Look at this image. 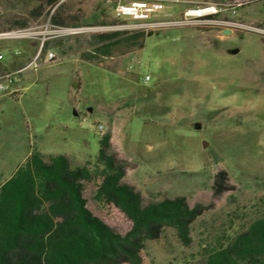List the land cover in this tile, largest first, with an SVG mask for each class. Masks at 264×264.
<instances>
[{"label": "rangeland", "instance_id": "1", "mask_svg": "<svg viewBox=\"0 0 264 264\" xmlns=\"http://www.w3.org/2000/svg\"><path fill=\"white\" fill-rule=\"evenodd\" d=\"M235 1L245 3L234 19L264 26V0ZM113 2L0 0V31L48 19L83 28L48 38L34 60L30 40H0L7 66L0 74L32 60L0 95V183L32 152L92 168L108 134L122 182L142 205L175 196L208 205L190 224L188 244L164 227L146 240L140 264H202L210 249L264 216V35L197 26L136 31L115 17ZM163 2L170 17L184 5ZM220 169L233 188L216 195ZM82 185L89 210L126 231L129 224L96 199L93 183Z\"/></svg>", "mask_w": 264, "mask_h": 264}, {"label": "trees", "instance_id": "2", "mask_svg": "<svg viewBox=\"0 0 264 264\" xmlns=\"http://www.w3.org/2000/svg\"><path fill=\"white\" fill-rule=\"evenodd\" d=\"M123 175V165L109 151L108 134L99 139L92 168L71 167L63 154L45 161L30 153L0 183V264H140L146 240L158 238L164 227L188 244L190 224L208 205H189L184 196L142 205ZM83 181H91L96 199L129 224L126 231L89 210ZM232 188L226 171L218 170L214 194ZM202 264H264V216L210 249Z\"/></svg>", "mask_w": 264, "mask_h": 264}, {"label": "built area", "instance_id": "3", "mask_svg": "<svg viewBox=\"0 0 264 264\" xmlns=\"http://www.w3.org/2000/svg\"><path fill=\"white\" fill-rule=\"evenodd\" d=\"M163 1L164 0H114V14L117 19L129 21L127 23L123 22V25L136 31L197 26L218 27L221 30L229 29L230 31L233 28H238L264 35V26L244 23L234 19L233 16L236 13V8L245 3L244 1L233 0L191 3L184 6L181 12L174 17L165 15L163 12L165 7ZM82 29V27L56 25L48 19L40 26L2 30L0 31V40L28 39L33 41L35 45H37V51L32 58V60H34L38 58L39 52L43 49L48 38L73 34L80 32ZM1 57L2 53L0 52V58ZM48 58H53L51 52L48 53ZM32 60L15 71H6L0 74V95L10 89L11 85L17 80V73L29 66ZM149 78V75H145L143 82H146Z\"/></svg>", "mask_w": 264, "mask_h": 264}, {"label": "crops", "instance_id": "4", "mask_svg": "<svg viewBox=\"0 0 264 264\" xmlns=\"http://www.w3.org/2000/svg\"><path fill=\"white\" fill-rule=\"evenodd\" d=\"M183 2H184V5H183V7L184 6H186L187 4H191V3H198V2H209V1H203V0H183ZM223 30H225V29H223ZM223 30H221V34H224L223 33ZM82 39L84 38V37H81ZM29 43L31 44V45H33V46H35V43L33 42V41H29ZM6 47H9V46H7V44H6ZM0 52H1V50H0ZM2 58V57H1ZM0 58V59H1ZM18 61L15 59V57H13L12 56V58H11V64H12V66H14V65H16V63H17ZM19 67V66H18ZM21 67V66H20ZM19 67V68H20ZM4 68H7V66L6 65H3L1 62H0V70L2 69H4ZM19 68H17V69H19ZM16 69V70H17ZM6 71H8V70H6ZM17 80H18V78H17ZM17 80L15 81V82H17ZM15 82L11 85V87L15 84ZM11 90H13V89H9V91H11ZM8 91V92H9ZM4 94V93H3Z\"/></svg>", "mask_w": 264, "mask_h": 264}, {"label": "water", "instance_id": "5", "mask_svg": "<svg viewBox=\"0 0 264 264\" xmlns=\"http://www.w3.org/2000/svg\"><path fill=\"white\" fill-rule=\"evenodd\" d=\"M229 32H230L229 29H225V30H223V33H229Z\"/></svg>", "mask_w": 264, "mask_h": 264}]
</instances>
